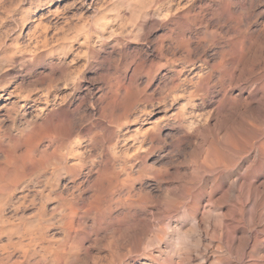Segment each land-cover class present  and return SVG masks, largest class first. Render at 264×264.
<instances>
[{
  "label": "rangeland",
  "instance_id": "1",
  "mask_svg": "<svg viewBox=\"0 0 264 264\" xmlns=\"http://www.w3.org/2000/svg\"><path fill=\"white\" fill-rule=\"evenodd\" d=\"M169 1L0 0V220L6 222L4 225L0 224V229L2 227L21 229L37 225L35 247L26 246L28 242L25 239L20 240L17 235L11 237L5 234L0 235V246L3 247V249L0 248L1 264H41V262L42 264H67V262L68 264H165L168 262V264H232L233 262V264L237 262H239L237 264L246 262V264H264V237L262 238L264 236V205L260 203V199L264 198V189H255L246 182L244 184L238 181L236 184L233 183L234 186L232 185L231 194L235 196H232V200H220L211 205L209 211L221 212L220 215L225 214L231 206L235 208V211H238L236 208L240 209L243 216L237 217L238 224L233 234L230 233V229L226 231L222 229V217L219 214L217 215L219 218L215 217L216 213L213 212L212 215L219 221L214 219L210 215L212 211L208 212L211 217L206 214L205 219L209 217L210 221L216 220L217 223L206 219L202 224L203 229L202 225L200 226L202 231L200 227L194 228L195 223L188 220L190 219L188 214L185 216L187 218L179 215L182 217L180 218L169 213L173 199V194L168 192L169 186L186 181L188 179L186 176L190 175L189 171L195 169L196 165L193 163L191 154H194V148L198 147V143L196 136L190 133L187 126L189 113H191L188 109L186 110L188 117L181 123L172 118L184 102L174 104L169 101L170 98L161 102L166 97L164 87L169 85L174 75L171 69L168 67L160 69L144 88L147 73L155 67L164 66L167 60L175 58L174 70L179 71L180 77L177 82L181 84L177 93L185 92L183 95L186 96L185 94L193 89L192 83L196 79L195 76L203 72L199 67L197 68L199 65L197 61L204 58L209 63L216 61V58L208 56L210 53L208 49H211L212 42L207 37L204 41L195 39L191 44V57L196 67L193 71L194 76H192L193 73L190 74L191 66L186 64L185 60L187 45L182 35L188 36L189 29H194L193 23L209 19V12L202 10L205 0H186L187 3L185 0ZM183 4L186 6L182 8ZM188 4L189 7L193 5V8H186ZM177 6L181 11L175 8ZM164 8L169 10L166 11L168 13ZM158 14L163 16L159 17ZM171 49L175 52H170ZM118 86H130L132 95L136 98L138 95H146L150 98L149 104L138 100L133 101L127 112L130 122L123 119L126 103L120 96L123 93H118V98L113 100ZM197 99L199 98H196V103L199 102ZM145 107L149 110L145 109L143 112ZM40 109L46 110L42 112ZM199 110L198 112L202 114L208 113V109L199 108ZM137 115L138 118H136ZM119 124L122 125L119 127ZM139 127L142 129L140 130ZM89 131L95 141L93 143L80 141L79 151L85 154L83 166H77L76 161L69 157L56 170H53L55 140L58 137H65L68 132L84 134ZM142 131H149L148 137L141 144L143 164L135 163L131 173L135 175L143 166H147L156 172V177L151 180L145 178L147 180H142L140 185L136 183L135 188L129 192L130 198H128V191L121 186L123 178L121 162L125 150L132 151L136 147L137 142L133 144V138ZM91 160H94V164ZM170 165L171 167H168ZM14 166H17L18 173H14ZM232 169L234 172L231 181L235 182L238 173L235 168ZM172 172L173 179L170 174ZM16 176H19V183H23L24 187L14 192L12 189ZM175 178L180 180L177 181ZM238 186L242 187L239 189ZM159 191L163 194L158 195ZM224 191L226 188L218 181V186L215 187V200H218ZM147 192L149 194H146ZM243 192L247 193L244 197ZM248 194L251 200L247 197ZM137 197H141L143 208L135 207L134 202L128 207V199L134 201ZM151 201H153L152 205ZM231 201L237 202L238 205H234ZM255 201L258 202L255 203ZM163 202L166 205H163ZM133 208L136 211L140 210L137 213ZM160 215L163 216L160 217ZM149 219L153 220L149 221ZM158 220L160 224L159 222L156 224ZM169 221L171 223H168ZM206 223L210 224L204 225ZM143 224L145 228L150 226L144 230L147 236L143 233ZM184 224L187 225L184 226ZM215 224H218V227ZM175 225H179L183 232L185 228L186 235L189 232V235L185 237V239L188 238L187 241L185 240L188 248H183L184 250L179 252L180 256L174 255V245L172 246L176 239ZM244 232L246 235L241 234ZM137 233L141 236L138 237ZM223 235L227 237L224 238ZM152 237V241L156 239L154 243L150 240ZM191 237L197 238L194 240ZM140 238L143 241L145 239V242L143 243ZM227 238L234 240L228 241ZM163 239L167 242L166 244ZM192 240L194 243L197 241L195 244L197 249L191 245L194 244L190 243ZM151 242L157 247H150ZM216 242L217 246H214ZM243 242L248 243L246 249ZM199 244H202V247H199L202 250H198ZM252 245L258 247L255 253L251 251ZM25 250L28 251V256L24 255ZM195 253L197 255L199 253V257ZM184 257L186 258L183 259ZM169 258H171L170 261Z\"/></svg>",
  "mask_w": 264,
  "mask_h": 264
},
{
  "label": "bare ground",
  "instance_id": "2",
  "mask_svg": "<svg viewBox=\"0 0 264 264\" xmlns=\"http://www.w3.org/2000/svg\"><path fill=\"white\" fill-rule=\"evenodd\" d=\"M171 1V0H170ZM169 1V2H170ZM180 1V0H179ZM203 1V0H202ZM168 2V3H169ZM186 2V0H185ZM195 2V1H194ZM201 2V1H200ZM187 3V2H186ZM190 3V2H189ZM203 3V2H202ZM172 4V3H171ZM191 4V3H190ZM195 5L194 3H192ZM159 5V4H158ZM157 5V6H158ZM174 5V4H173ZM178 5V4H177ZM185 7L186 4H183ZM189 7V4L186 8H193ZM176 6V5H175ZM161 8V6L159 7ZM158 8V9H159ZM169 8V7H168ZM173 8V7H172ZM176 9L178 8L175 7ZM180 8V7H179ZM178 8V9H179ZM181 8V9H182ZM185 8V9H186ZM202 8V7H201ZM166 8H164L165 10ZM171 9V8H169ZM175 9V10H176ZM162 10V9H160ZM180 10V9H179ZM187 10V9H186ZM199 10V9H198ZM203 11L209 12V19L205 21H199L193 23L194 29H189L188 36L187 34L182 35V39L187 45L186 48V55L185 60L186 64H189L191 66L190 74L193 73L196 67L195 62L192 60V49L191 44L196 39L198 41H204L207 37V39L212 42V47L210 50V53L208 56L211 58H216V61L213 63L207 62V60L201 59L197 61L199 64L197 68L199 67L200 70L203 72L201 74H197L195 81L192 83L193 89L189 91L186 96L183 94L177 93L180 89V85L177 80L179 75V71L174 70V59H169L165 62L164 66L155 67L150 73H147V80H146V86L148 85L149 81L153 79V76L156 72H158L160 69L164 67H168L171 69L172 73L174 74L172 76L171 81L169 82V85H166L164 87L166 97L165 99L161 100V102H165L167 98H170L169 101H171L174 104H180V102H184V104L180 107L179 111L173 114V120L177 121L178 123H181L182 121L186 120L188 117V114H186L188 111L189 113V119H188V127L190 130V133H194L197 139V148H194V154H191L193 163L196 165L195 169H193L190 172V175L186 176V181H183L181 183H177L174 185L169 186L170 189H168V192L173 194V199L171 201V212L174 214V216L182 215L184 218L187 214L189 216L192 222L195 223L194 228H199L204 221L209 220L207 217L205 219V216L209 215L211 211H209L211 205L216 204L217 201L220 202V200H232L231 189L233 183H237L238 181H242V183L245 182L247 185L255 188V189H264V0H205L203 3ZM144 11V10H143ZM159 11V10H158ZM169 11L168 9L165 10ZM174 11V9H173ZM181 11V10H180ZM192 11V10H191ZM172 12V11H171ZM177 12V11H176ZM179 12V11H178ZM197 12V11H196ZM163 13V12H162ZM168 13V12H166ZM192 13V12H191ZM203 13V12H201ZM161 14V13H160ZM165 14V13H164ZM169 14H171L169 12ZM207 14V15H208ZM159 15V14H158ZM176 15V14H175ZM163 16V15H161ZM159 15V17H161ZM200 17V15H198ZM202 16V15H201ZM204 16V15H203ZM193 17V16H191ZM195 17V16H194ZM198 17V18H199ZM207 17V16H206ZM176 18V17H175ZM190 18V17H189ZM204 18V17H203ZM192 19V18H191ZM207 19V18H206ZM168 20V19H167ZM175 20V19H174ZM177 20V19H176ZM179 20V18H178ZM196 21V20H195ZM174 22V21H172ZM168 23V22H167ZM171 23V22H169ZM179 23V22H177ZM162 25V24H161ZM166 25V24H165ZM174 25V24H173ZM177 26V25H176ZM179 26V25H178ZM185 26V24H184ZM183 26V27H184ZM189 26V25H188ZM187 26V27H188ZM173 28V27H172ZM181 28V27H180ZM182 29V28H181ZM187 29V28H186ZM178 31L180 29H177ZM184 30V29H183ZM175 31V29H174ZM171 32V31H170ZM169 32V33H170ZM176 33V31H175ZM174 33V34H175ZM182 33V32H181ZM186 33V31H185ZM172 34V33H171ZM178 34V33H177ZM176 35V34H175ZM173 39V35H172ZM175 39V38H174ZM171 41V40H170ZM169 41V42H170ZM175 41V40H174ZM173 43V41L171 42ZM155 44V43H154ZM206 45V43H204ZM175 45V44H174ZM203 45V44H202ZM204 45V46H205ZM157 46V45H156ZM153 46V47H156ZM177 46V45H176ZM209 47V46H207ZM173 48V47H172ZM164 49V48H163ZM175 49V48H174ZM203 49V48H202ZM156 50V49H155ZM154 50V52H155ZM166 50V48H165ZM179 50V49H178ZM196 50V49H195ZM194 50V52H195ZM206 50V49H205ZM163 51V50H162ZM161 51V52H162ZM168 52V51H167ZM170 52H173L172 49ZM175 52V50H174ZM173 52V53H174ZM177 52V51H176ZM166 53V52H165ZM170 54V53H169ZM183 54V52H182ZM165 55V54H164ZM171 55V54H170ZM155 56V55H154ZM160 56V55H159ZM166 56V55H165ZM169 56V55H168ZM167 56V57H168ZM196 56V55H194ZM162 57V56H161ZM175 57V56H174ZM178 57V56H177ZM176 57V58H177ZM202 57V56H201ZM158 58V57H157ZM197 58V57H196ZM194 58V59H196ZM165 59V58H164ZM184 60V61H185ZM209 60V59H208ZM157 61V60H156ZM183 61V63H184ZM181 62V61H180ZM145 65V62H143ZM179 65V63H176ZM155 65V64H154ZM146 66V65H145ZM182 66V64H181ZM180 66V67H181ZM146 68V67H145ZM178 68V67H177ZM182 68V67H181ZM185 68V67H184ZM165 69V68H164ZM181 70V69H180ZM185 70V69H184ZM129 71V70H128ZM127 71V72H128ZM182 71V70H181ZM186 72V71H185ZM184 72V73H185ZM200 72V71H199ZM169 73V72H168ZM187 73V72H186ZM189 73V72H188ZM198 73V71H197ZM139 75V74H138ZM157 75V74H156ZM172 75V74H171ZM171 75H169L171 77ZM188 75V74H187ZM194 76V73L193 75ZM191 76V77H192ZM143 77V76H142ZM182 77V76H181ZM125 78V77H124ZM126 79V78H125ZM166 79V78H165ZM182 79V78H181ZM124 80V79H123ZM140 80L141 77H140ZM193 80V79H192ZM144 81V80H143ZM155 81V80H154ZM166 81V80H165ZM181 81V80H180ZM188 82V81H187ZM145 83V82H144ZM167 83V81L165 82ZM159 84V83H157ZM161 84V83H160ZM143 85V84H142ZM141 85V86H142ZM163 85V83H162ZM159 86V85H158ZM183 87V86H182ZM186 87V86H185ZM159 88V87H158ZM188 88V87H187ZM114 89V88H113ZM185 90V89H184ZM183 90V91H184ZM237 91V92H235ZM121 94V98L126 102L125 103V109L123 111V119L126 122H130L127 117V112L129 107L132 105L133 101L138 100L141 103L149 104L150 98L146 95H141L136 98L132 95L131 87L130 86H118L117 92L113 96V100H116L118 97V93ZM161 93L163 91H160ZM164 93V92H163ZM160 95V94H159ZM163 96V95H162ZM151 97V96H150ZM196 98L198 103H196ZM153 101V100H152ZM173 104V105H174ZM47 105V103H45ZM153 105V104H152ZM151 105V106H152ZM167 106V104H165ZM170 105V104H169ZM147 106V105H146ZM158 106V105H157ZM45 107V106H44ZM139 107V106H138ZM143 107V106H142ZM141 107V108H142ZM178 107V106H177ZM151 108V107H149ZM160 108V107H159ZM169 108V107H167ZM175 108V107H174ZM179 108V107H178ZM177 108V109H178ZM199 108L201 110L208 109V113L202 114L198 111ZM48 109V108H47ZM147 109L144 108L143 112ZM188 111L186 112V110ZM42 111V109H40ZM46 109H43L42 112H44ZM142 110V109H141ZM149 109H147L148 111ZM152 110V109H151ZM150 110V111H151ZM173 110V109H172ZM139 111V110H138ZM162 111V110H161ZM169 111V110H168ZM122 112V111H119ZM154 112V111H153ZM206 112V111H205ZM117 113V112H116ZM119 114V113H117ZM139 114V113H138ZM141 114H143L141 112ZM167 114V112L165 113ZM151 115V112H150ZM170 115V114H169ZM108 116V115H107ZM144 116V115H143ZM149 116V115H148ZM154 116V115H153ZM140 117V116H139ZM146 117V116H144ZM151 117V116H150ZM168 117V116H167ZM138 118V115L137 117ZM163 118V116L161 117ZM160 118V119H161ZM170 118V117H169ZM134 119V118H133ZM131 120V119H130ZM136 120V119H135ZM139 120V119H138ZM143 120V119H142ZM159 120V119H158ZM146 121V120H145ZM170 121V120H169ZM213 121V122H212ZM151 122V121H150ZM149 122V123H150ZM168 122V121H166ZM173 122V121H172ZM170 122V123H172ZM146 123V122H144ZM165 123V122H164ZM174 123V122H173ZM172 123V124H173ZM140 124V123H139ZM143 124V123H141ZM168 124V123H167ZM122 124H119V127ZM130 125V124H129ZM153 125V123H152ZM161 125V124H160ZM171 125V124H170ZM131 126V125H130ZM135 126V125H134ZM140 126V125H139ZM143 126V125H142ZM140 126V127H142ZM162 126V125H161ZM164 126V125H163ZM177 126V125H176ZM139 127V129H140ZM159 127V125H158ZM165 127V126H164ZM137 128V127H136ZM123 129V128H122ZM128 129V127H127ZM142 129V128H141ZM140 129V130H141ZM137 130V129H136ZM188 130V131H189ZM119 131V130H118ZM125 131V130H124ZM180 131H183L180 129ZM179 131V132H180ZM121 132V130H120ZM119 132V133H120ZM123 132V131H122ZM132 132V131H131ZM131 132H129L131 134ZM149 131H142L141 133L136 134V136L133 138V144L134 142H137V145L135 148L132 149V151L125 150L124 156L122 158L123 167L121 169L123 178L121 180V186L124 187L125 190L128 191V198H130V191L135 188L134 185L136 183H139L145 178H149L150 180L156 177V172L153 171L152 168L143 166L135 175L131 173L132 167L135 163H142V157H141V144L146 140L148 137ZM171 132V131H170ZM178 132V133H179ZM118 133V134H119ZM128 133V132H127ZM177 133V134H178ZM185 133V132H184ZM189 133V134H190ZM124 134V133H123ZM122 134V135H123ZM129 134V135H130ZM176 134V133H175ZM132 135V134H131ZM126 136V135H124ZM190 136V135H189ZM119 137V135H118ZM120 138V137H119ZM188 139V137H187ZM84 140L87 143H93L95 141L94 136L92 133L86 132L84 134L76 133L72 134L71 132H68L65 137H58L55 140V148L53 150V157L55 158V162L53 163V170H56L58 166H60L63 162H65L67 159L73 158L76 162L75 164L77 166L82 167L83 163L85 161V154L79 151L80 141ZM192 140V139H190ZM166 142V140H165ZM129 143V142H128ZM131 143V142H130ZM154 143V142H153ZM161 143V142H160ZM192 143V142H191ZM107 144V143H106ZM132 144V143H131ZM130 144V145H131ZM136 144V143H135ZM129 145V146H130ZM144 145V144H143ZM162 145V144H161ZM165 145V144H164ZM183 145V144H182ZM196 145V143H195ZM119 146V145H118ZM123 146V145H122ZM125 146V145H124ZM135 146V145H134ZM148 147V145H147ZM180 147V146H179ZM124 148V147H123ZM146 149V148H145ZM172 149V148H171ZM182 149V148H181ZM191 149V148H190ZM122 150V149H121ZM131 150V149H130ZM161 150V149H160ZM100 151V150H99ZM120 151V150H118ZM124 151V150H123ZM146 151V150H145ZM170 151V150H169ZM168 151V153H169ZM190 151V150H189ZM188 151V152H189ZM104 152V151H103ZM106 152V151H105ZM107 153V152H106ZM119 153V152H118ZM166 153V154H168ZM173 153V152H172ZM152 154V153H151ZM154 154V153H153ZM163 154V153H162ZM156 155V154H155ZM102 156V155H101ZM170 157V156H169ZM102 158V157H101ZM105 158V156H104ZM157 158V156H156ZM162 158V157H161ZM73 160V161H74ZM100 160V159H99ZM191 160V161H192ZM72 161V160H71ZM91 162L94 164V160H91ZM103 162V161H102ZM112 162V161H111ZM118 162V161H116ZM190 162V161H189ZM101 163V162H100ZM147 163V162H144ZM151 163V162H150ZM178 163V162H177ZM96 164V163H95ZM172 164V163H171ZM175 164V163H174ZM179 164V163H178ZM100 165V164H99ZM136 166V165H135ZM141 166V165H139ZM179 166V165H178ZM168 167H171L168 166ZM167 167V168H168ZM172 165V169H173ZM109 168V167H108ZM135 168V167H134ZM138 168V167H137ZM160 168V167H159ZM166 168V167H164ZM177 168V167H175ZM185 168V167H184ZM232 168H235L237 171V179L235 182L231 181L232 174L234 170ZM169 169V168H168ZM186 169V168H185ZM134 170V169H133ZM132 170V172H133ZM157 170V169H156ZM183 170V169H182ZM189 170V169H188ZM205 170V171H204ZM14 173H18L19 170L17 166H14ZM180 171V170H179ZM185 171V170H184ZM182 172V171H181ZM187 172V171H186ZM104 173V172H103ZM171 178H172V173ZM185 174V173H184ZM107 175V174H106ZM169 175V174H168ZM167 176V175H166ZM170 176V175H169ZM167 176V177H169ZM174 176V175H173ZM185 176V175H183ZM234 177V175H233ZM177 178V177H176ZM175 178V179H176ZM181 178V177H179ZM173 179V178H172ZM185 179V178H182ZM147 180V179H145ZM177 180V179H176ZM180 180V179H178ZM177 180V181H178ZM19 176L15 177L14 185H13V191H17L19 189H22L23 183H19ZM168 181V180H167ZM170 181V180H169ZM172 181V180H171ZM218 181H220V184L226 188V191L224 193H221L222 195L218 200H215V187L218 186ZM47 182V181H46ZM175 182V181H174ZM168 183V182H167ZM240 183L242 186L244 184ZM146 184V183H145ZM144 184V185H145ZM150 184V182H149ZM162 184V183H161ZM234 184V185H235ZM153 185V184H152ZM151 185V186H152ZM233 185V186H234ZM147 186V185H146ZM150 186V185H149ZM240 186V187H242ZM245 186V185H244ZM24 187V186H23ZM157 187V186H156ZM239 187V186H238ZM239 187V189H240ZM147 188V187H146ZM154 188V187H153ZM246 188V187H244ZM144 189V188H143ZM149 189V188H148ZM157 189V188H156ZM160 189V188H159ZM223 189V188H221ZM237 189V191H239ZM136 190V189H135ZM138 190V189H137ZM141 190V189H140ZM158 190V189H157ZM156 190V191H157ZM166 190V189H164ZM163 190V191H164ZM217 190V189H216ZM224 190V189H223ZM222 190V191H223ZM242 190V189H241ZM245 190V189H243ZM242 190V191H243ZM250 190V189H249ZM142 191V190H141ZM167 191V190H166ZM160 192V191H159ZM166 192V194H168ZM241 192V191H239ZM238 192V193H239ZM248 192V190H247ZM252 192V191H250ZM249 192V194H250ZM151 193V192H150ZM244 193V192H243ZM242 193V194H243ZM246 193V192H245ZM243 195L246 196L247 193ZM253 193V192H252ZM255 193V192H254ZM253 193V194H254ZM146 194H149L148 192ZM154 194V192H153ZM163 194V193H162ZM161 192L158 195H162ZM166 194L165 198H166ZM231 194V195H230ZM234 194V193H233ZM236 194V193H235ZM241 194V193H240ZM239 194V195H240ZM248 194V198L250 199ZM257 194V193H256ZM255 194V196H256ZM260 194V193H259ZM263 194V193H262ZM261 194V196H262ZM170 195V196H171ZM218 196V195H217ZM238 196V195H236ZM254 196V197H255ZM159 197V196H157ZM239 197V196H238ZM246 197V198H247ZM253 197V196H252ZM251 197V198H252ZM161 198V197H160ZM164 198V200H165ZM168 198V197H167ZM166 198V199H167ZM155 199V198H154ZM243 200L242 198H240ZM245 199V198H244ZM163 200V201H164ZM168 200V199H167ZM251 200V199H250ZM253 200V199H252ZM261 205H264V198L260 199ZM158 201V200H157ZM239 201V199L237 200ZM247 201V199H246ZM245 201V202H246ZM132 202H134V206L137 208H143L142 205V199L141 197H137V199L130 200L128 199V207L132 205ZM156 202V200H154ZM166 202V201H164ZM163 205H166V203ZM232 202V201H231ZM253 202V201H252ZM258 201H255V203ZM147 203V202H146ZM153 201H151L152 205ZM162 203V202H161ZM233 203V202H232ZM237 202H234L235 205ZM241 203V202H240ZM156 204V203H155ZM244 204V203H243ZM248 204V202H246ZM251 204V203H249ZM154 205V204H153ZM233 205V206H234ZM238 204H236L237 206ZM253 205V203H252ZM259 205V204H258ZM245 206V205H244ZM250 206V205H249ZM248 206V207H249ZM134 207V208H135ZM161 207V206H159ZM252 207V206H251ZM264 207V206H263ZM133 208V209H134ZM148 208V207H147ZM155 208V207H154ZM250 208V207H249ZM146 209V207H145ZM214 209V208H213ZM238 211H235V208L232 206L230 209L224 210L225 214L220 215L221 212L216 213L212 211L210 214L213 216V212L216 213L215 217L219 214L222 217V229L226 231L227 229H230V233L234 232L236 230V226L238 224L237 217L243 216L242 212L239 208ZM258 209V208H257ZM127 210V209H126ZM140 210V209H138ZM138 210L136 211L138 213ZM155 210V209H154ZM161 210V209H160ZM215 210V209H214ZM218 210V209H217ZM259 210V209H258ZM256 210V211H258ZM81 211V210H80ZM133 211V210H131ZM142 211V210H141ZM255 211V213H256ZM79 212V211H78ZM135 212V213H136ZM146 212V211H145ZM148 212V210H147ZM149 212H153L150 211ZM223 212V211H222ZM264 212V211H263ZM130 213V212H129ZM134 213V212H133ZM155 213V212H154ZM244 213V212H243ZM247 213V212H245ZM244 213V214H245ZM254 213V214H255ZM131 214V213H130ZM159 214V213H158ZM164 214V213H163ZM141 215V214H140ZM146 215V213H145ZM153 215V214H151ZM209 215V216H210ZM262 215V214H261ZM111 216V214H110ZM129 216V215H128ZM150 216V214H149ZM156 216V215H154ZM163 215H160L162 217ZM173 216V217H174ZM210 216V217H211ZM257 216V215H256ZM136 217V216H135ZM140 217V216H139ZM148 217V216H147ZM158 217V216H157ZM214 217V216H213ZM214 217V219H216ZM220 217V218H221ZM247 217V215H246ZM254 217V215H253ZM111 218V217H110ZM155 218V217H154ZM172 217H170L171 219ZM175 218V217H174ZM177 218V217H176ZM182 218V217H180ZM217 218H219L217 216ZM109 219V218H108ZM148 219V218H147ZM168 219V218H167ZM205 219V220H204ZM213 219V220H214ZM241 219V218H240ZM257 219V218H256ZM75 220V219H74ZM73 220V221H74ZM139 220V219H138ZM153 219H149V221H152ZM156 220V219H154ZM183 220V219H182ZM186 220V219H184ZM219 221V219H216ZM215 220V221H216ZM239 220V219H238ZM255 220V219H254ZM260 220V219H259ZM137 221V220H136ZM148 221V222H149ZM160 220L156 221L159 222ZM164 221V220H163ZM171 221V220H170ZM168 223H171V222ZM175 221V220H174ZM173 221V222H174ZM190 221V222H191ZM210 221V220H209ZM214 223H217V221ZM244 221V220H243ZM134 222V221H133ZM185 222V221H184ZM188 222V221H187ZM212 222V221H210ZM212 222V223H213ZM257 222V221H256ZM75 223V221H74ZM143 223V222H139ZM146 223V222H145ZM150 223V222H149ZM148 223V224H149ZM243 223V222H242ZM248 223V222H247ZM0 224L4 225L6 224L5 221L0 220ZM147 224V223H146ZM152 224V223H151ZM160 224V222H159ZM162 224V223H161ZM175 224V223H174ZM178 224V223H177ZM191 224V223H190ZM193 224V223H192ZM210 223H206L204 225H208ZM246 224V223H245ZM255 224V223H254ZM139 225V224H138ZM141 225V224H140ZM144 229L142 227H139L143 229V233L145 232V229H148L149 227L143 224ZM153 225V224H152ZM164 225V224H163ZM162 225V226H163ZM171 225V224H170ZM187 224H184V226ZM216 225V224H215ZM218 225V224H217ZM216 225V226H217ZM77 226V225H75ZM155 226V225H154ZM159 226V227H162ZM179 226V225H178ZM177 225H175L176 229V239L174 241V244H172L174 248V255H179L180 251H183L186 247L185 239L186 235L185 228L184 232L181 230ZM182 226V225H181ZM255 227L257 225H254ZM36 226H28L24 228H5L2 227L0 229V235L5 234L8 237H11L13 235H17L20 240L25 239L28 244L26 246L29 247H35L36 244ZM136 227H138L136 225ZM157 227V226H156ZM155 227V228H156ZM218 227V226H217ZM215 227V229L217 228ZM132 228V227H131ZM193 228V227H192ZM248 228V227H247ZM261 228V227H260ZM153 229V228H152ZM150 229V230H152ZM172 229V228H170ZM203 229V225H202ZM211 229V227H210ZM246 229V227H245ZM157 230V228H156ZM187 230V229H186ZM193 229H191L192 231ZM201 230V227H200ZM217 230V229H216ZM244 230V229H243ZM255 230V229H254ZM147 231V230H146ZM149 231V230H148ZM171 231V230H170ZM189 231V229H188ZM190 231V232H191ZM202 231V230H201ZM200 231V232H201ZM215 231V230H214ZM219 231V230H218ZM245 231V230H244ZM248 232V230H246ZM141 232V230H140ZM175 233L174 231H172ZM182 232V233H181ZM194 232V231H193ZM197 232V231H196ZM142 233V234H143ZM147 234V232H145ZM144 233V235H145ZM150 233V232H149ZM148 233V234H149ZM154 233V232H153ZM158 233V231H157ZM160 233V232H159ZM223 233V232H221ZM220 233V234H221ZM225 233V232H224ZM250 233V232H249ZM262 233V232H261ZM199 234V233H198ZM203 234V233H202ZM217 234V233H216ZM233 234V233H232ZM236 232L234 233V237L236 238ZM241 234H245L241 233ZM240 234V235H241ZM138 237L140 234H138ZM142 235V236H144ZM150 235V234H149ZM151 235H153L151 233ZM170 235V234H169ZM191 235V234H190ZM201 235V234H200ZM215 235V234H213ZM218 235V234H217ZM230 235V234H229ZM228 235V236H229ZM246 235V234H245ZM250 235V234H249ZM141 236V235H140ZM147 236V235H145ZM144 236V237H145ZM156 236V235H154ZM160 236V235H159ZM192 236V235H191ZM198 236V235H196ZM211 236V235H210ZM251 236V235H250ZM137 237V238H138ZM151 237V236H150ZM169 237V236H168ZM173 237V236H171ZM175 237V236H174ZM194 237V236H193ZM191 237L195 240V238ZM200 237V236H198ZM218 237V236H217ZM216 237V238H217ZM224 238L227 237L223 235ZM233 237V236H232ZM252 237V236H251ZM250 237V238H251ZM264 236H262L263 238ZM143 238V237H142ZM140 238V239H142ZM146 238V237H145ZM149 237H147L148 239ZM155 238V237H154ZM165 238V237H164ZM203 238V237H201ZM212 238V237H211ZM247 238V237H246ZM18 239V238H17ZM153 237L150 239L152 241ZM157 239L161 240L160 237ZM172 239V238H171ZM200 239V238H198ZM197 239V240H198ZM228 239V238H227ZM248 239V238H247ZM255 239V238H254ZM156 240V239H154ZM154 240L152 241L154 243ZM190 240V239H189ZM194 240H192L190 243H192ZM203 240V239H202ZM208 240V239H207ZM206 240V241H207ZM218 241L220 239H217ZM226 240V239H225ZM224 240V241H225ZM230 238L228 239V241ZM234 240V239H233ZM230 240V241H233ZM252 240V239H251ZM24 241V240H23ZM22 241V242H23ZM143 241V239L141 240ZM164 241V239H163ZM201 241V239H200ZM205 241V242H206ZM221 241V240H220ZM226 240V242H228ZM237 241V240H236ZM145 242V239L143 243ZM145 245L150 247H155V244ZM166 241H164L165 243ZM197 241H195L194 244H191L195 247ZM202 242V241H201ZM225 242V244H226ZM250 242V241H248ZM8 243H10V239L8 238ZM142 243V242H141ZM148 243V241H146ZM156 243V242H155ZM167 243V242H166ZM165 243V244H166ZM220 243V242H219ZM234 243V242H233ZM244 243V242H243ZM1 244V243H0ZM16 244V243H15ZM159 244V243H158ZM170 244V242H169ZM189 244V243H188ZM230 244V242H229ZM236 244V243H235ZM244 248L248 246V243H244ZM40 245V244H39ZM189 245V246H191ZM198 245V243H197ZM209 245V244H207ZM223 245V244H222ZM221 245V246H222ZM227 245V244H226ZM232 245V244H230ZM251 245V244H250ZM159 246V245H158ZM168 246V245H167ZM171 246V247H172ZM192 246V247H193ZM202 247V244L198 246V250H200ZM206 246V245H204ZM203 246V247H204ZM212 246V244H211ZM217 246V242L216 245ZM228 246V245H227ZM234 246V245H233ZM240 246V245H239ZM243 246V245H242ZM240 246V247H242ZM157 247V246H156ZM165 247V245H164ZM170 247V248H171ZM192 247H189L192 248ZM209 247V246H207ZM206 247V248H207ZM213 247V246H212ZM251 251L252 253H255V251L258 249L256 245H252ZM249 247V248H250ZM0 248L3 249V247L0 246ZM168 248V247H167ZM205 248V247H204ZM238 250L239 247H236ZM248 248V249H249ZM160 249V248H159ZM166 249V248H165ZM169 249V248H168ZM167 249V250H168ZM183 249V250H182ZM193 249V248H192ZM191 249V250H192ZM197 249V248H196ZM209 249V248H208ZM244 249V250H245ZM42 250V249H41ZM161 250V249H160ZM190 250V251H191ZM194 250V249H193ZM202 250V249H201ZM205 250V249H204ZM207 250V249H206ZM220 250V249H219ZM39 251V250H38ZM169 251H171L169 249ZM188 251V250H187ZM186 251V252H187ZM210 251V250H209ZM231 251V250H230ZM31 252V250H30ZM167 252V251H166ZM165 252V253H166ZM196 252V251H195ZM203 252V251H202ZM208 252V251H207ZM234 252V251H233ZM239 252V251H238ZM245 252V251H244ZM24 255L28 256V251H23ZM160 253V252H159ZM193 253V252H192ZM204 253V252H203ZM261 253V251H260ZM153 254V253H152ZM171 254V253H169ZM181 254V253H180ZM194 254V253H193ZM197 255V253H195ZM216 254V253H215ZM264 254V253H263ZM162 255V253H161ZM168 255V254H166ZM173 256V254H171ZM184 255V254H183ZM182 255V256H183ZM189 257V254H187ZM186 255V256H187ZM190 252V256H191ZM199 255V253H198ZM197 255V256H198ZM203 255V254H202ZM208 255V253H207ZM211 255V254H210ZM214 255V254H213ZM217 255V254H216ZM230 255V253H229ZM235 255V254H234ZM237 255V254H236ZM180 256V255H179ZM195 256V255H193ZM192 256V257H193ZM206 256V255H205ZM203 256V258L205 257ZM232 256V254H231ZM262 256V255H261ZM39 257V256H38ZM168 256H166L167 258ZM170 257V256H169ZM199 257V256H198ZM213 257V256H212ZM229 257V256H228ZM233 257V256H232ZM245 257V256H243ZM248 257V256H247ZM24 258V257H23ZM174 258V257H172ZM179 258V257H177ZM182 258V257H181ZM184 257L183 259H185ZM196 258V257H195ZM206 258V257H205ZM214 258V257H213ZM222 258V257H221ZM225 258V257H224ZM223 258V259H224ZM236 258V257H235ZM250 258V257H249ZM48 259V258H47ZM64 259V258H63ZM157 259V258H156ZM164 259V257H163ZM171 258L168 260L170 261ZM215 259V258H214ZM166 259V261H168ZM175 260V259H174ZM173 260V261H174ZM187 260V259H186ZM193 260V259H192ZM191 260V261H192ZM254 260V259H253ZM5 261V260H3ZM44 261V260H43ZM160 261V259H159ZM172 261V260H171ZM172 261V262H173ZM190 261V262H191ZM201 261V259H200ZM223 261V260H222ZM235 261V260H234ZM237 261V260H236ZM242 261V260H241ZM247 261V259H246ZM171 262V263H172ZM178 262V261H177ZM183 262V261H182ZM193 262V261H192ZM211 262L213 263V260L211 259ZM218 262V261H217ZM220 262V261H219ZM244 262V260H243ZM242 262V263H243ZM252 262V261H251ZM258 262V261H256ZM264 262V261H263ZM56 263V262H55ZM61 263V262H60ZM158 263V262H157ZM169 263V262H168ZM165 263V264H168ZM181 263V262H180ZM202 263V261H201ZM208 263L209 260H208ZM230 263V262H228ZM234 263V262H233ZM232 263V264H233ZM239 263V262H237ZM236 263V264H237ZM241 263V262H240ZM247 263V262H246ZM245 263V264H246ZM1 264V263H0ZM42 264V262H41ZM66 264V263H65ZM68 264V262H67ZM148 264V263H147ZM156 264V263H155ZM182 264V263H181ZM189 264V263H188ZM191 264V263H190ZM203 264V263H202ZM205 264V263H204ZM219 264V263H218ZM231 264V263H230ZM262 264V263H261Z\"/></svg>",
  "mask_w": 264,
  "mask_h": 264
}]
</instances>
